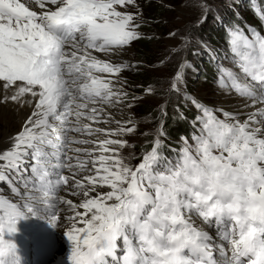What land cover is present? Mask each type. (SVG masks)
Returning a JSON list of instances; mask_svg holds the SVG:
<instances>
[{
	"label": "snow or ice",
	"instance_id": "6c2138e0",
	"mask_svg": "<svg viewBox=\"0 0 264 264\" xmlns=\"http://www.w3.org/2000/svg\"><path fill=\"white\" fill-rule=\"evenodd\" d=\"M182 6L157 58L179 57L172 73L130 84L131 45L164 39L146 37L138 0H0V103L20 114L0 141V264H21L11 236L29 217L63 230L69 264H264V0L252 20L235 0L230 16ZM210 18L222 52L194 36ZM189 50L225 101L189 93ZM158 93L143 131L135 109Z\"/></svg>",
	"mask_w": 264,
	"mask_h": 264
},
{
	"label": "rangeland",
	"instance_id": "374dc122",
	"mask_svg": "<svg viewBox=\"0 0 264 264\" xmlns=\"http://www.w3.org/2000/svg\"><path fill=\"white\" fill-rule=\"evenodd\" d=\"M164 2L165 0H138V3L140 4L141 10L145 17V20L148 21V23L145 24L142 28V31L146 33V37L155 34V35H162L164 39L155 40V39L144 38L143 40H148L149 42L147 48L141 46V44L139 43L140 40L138 42H134L131 45L130 50L128 51L127 55L124 58L128 59L129 61H142L143 66L139 71H128L125 73L130 84L140 82L137 79L138 76L140 75V72H145L146 76L149 77L145 81L155 82V81L166 80L169 77V75L172 73L176 61L179 59V57H175L166 66H157V58L161 55L165 45H171L175 43V41H169L167 39L168 29L173 28L174 26L175 27L183 26L185 23L188 22L189 19H191L190 11L182 6L184 0H170V2L175 6L174 8L172 9L165 8L166 12L164 14L156 13L155 10L156 7L154 8V6H156L157 4L162 5V3ZM231 2L232 0H212L213 5L217 7L220 13L225 16H230V13L226 9V5L230 4ZM235 3L239 5L240 12L247 19L252 20V14L246 7L248 0H235ZM220 31H222L223 34V30L219 27V25L213 23L210 18L208 24L204 25L201 29H199L194 34V36L203 37L204 39L211 41L212 44L217 48H219L222 52L224 50L225 44L222 38L223 36L220 33ZM185 55H187L188 59L192 64L191 70L188 71L186 74L187 88L189 93L197 96L198 98L206 102L219 103L222 95L216 89V85L213 83V79H212L215 66L211 67L210 65V68L209 67L207 68L205 66L210 62L208 55L200 54L197 56H193L191 55V50L186 52ZM149 65H152V67H149ZM201 67L203 68L202 76L200 70ZM160 86H161L160 84H157L158 89ZM162 99L163 98L158 93L156 97L152 99H146L137 106L135 112L137 113L138 118L142 121L141 130L148 131L150 129L149 124L143 123V121H145V117L147 116V114H145V110L142 112L141 106H147V107L150 106L153 111L157 105V102L161 101ZM171 114L172 113L170 107L169 115L171 116ZM12 121H13L12 118L7 116L5 113L0 112V133H3L5 130L10 131V133H14L15 131H17L20 126V122L18 121L12 122ZM169 122H171V120H169ZM10 124H12L11 127ZM10 133H7L6 135L3 136L6 137ZM3 138L0 141H2ZM142 142H143V137H139L137 143L139 144ZM68 198H72V197L68 196ZM21 221L22 220L18 221L17 223L18 230L11 236L16 240L15 243L17 247L20 245L22 241L23 242L19 247H21L24 244V241H26V237L24 235V229H22ZM51 264H65V263L62 262V260H60L59 257H57Z\"/></svg>",
	"mask_w": 264,
	"mask_h": 264
},
{
	"label": "bare ground",
	"instance_id": "6f19581e",
	"mask_svg": "<svg viewBox=\"0 0 264 264\" xmlns=\"http://www.w3.org/2000/svg\"><path fill=\"white\" fill-rule=\"evenodd\" d=\"M226 99V97L222 96L219 103L225 101ZM0 112L5 113L7 116L12 118V122H20V114L11 105V103H0ZM11 126L12 124H10V127ZM7 133H10V131L5 130L3 133H0V136L2 137ZM10 134H8L6 137H8ZM1 137L0 140L4 136L2 138ZM6 137H4L3 140ZM21 224L22 229H24V235L26 237V241H24V244L21 247L17 248L18 254L21 257V264H32L31 259L29 258V261L27 262L26 258L30 256V253L34 249H40L42 252L49 256L48 264H51L57 257H59V259L62 260V262H64L65 264H69L67 257L69 255L71 245L63 230L53 228L46 219H40L36 217L22 219ZM34 227L37 228V231L40 234L37 238L31 237L32 235H34V232H32Z\"/></svg>",
	"mask_w": 264,
	"mask_h": 264
},
{
	"label": "trees",
	"instance_id": "16d2710c",
	"mask_svg": "<svg viewBox=\"0 0 264 264\" xmlns=\"http://www.w3.org/2000/svg\"><path fill=\"white\" fill-rule=\"evenodd\" d=\"M156 7V8H155ZM155 10H156V13H159V14H164L166 11V9L164 7H162L161 5H156L154 6ZM220 33L222 34V31H220ZM223 36V34H222ZM142 47L144 48H147L148 46V40H143L141 39L140 42ZM210 65L211 67H213V65L209 62V64H206L205 66L208 68H210ZM198 67V66H197ZM201 72H203V68L201 67L200 68ZM205 77V76H204ZM149 77L146 76L145 72H140V75L138 76V80L140 82L142 81H145L146 79H148ZM142 107V112L145 110V114H148L149 112L152 111V108L150 106H141ZM169 123V131L172 133L173 136H176L177 135V132L179 129H182L184 127H186V125L184 124H178L177 122H174V121H171V122H168Z\"/></svg>",
	"mask_w": 264,
	"mask_h": 264
}]
</instances>
